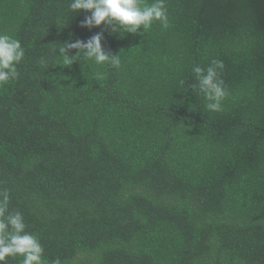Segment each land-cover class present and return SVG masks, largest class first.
Masks as SVG:
<instances>
[{
    "label": "trees",
    "instance_id": "obj_1",
    "mask_svg": "<svg viewBox=\"0 0 264 264\" xmlns=\"http://www.w3.org/2000/svg\"><path fill=\"white\" fill-rule=\"evenodd\" d=\"M69 2L0 0L25 48L0 87V188L45 264H264V0H166L167 29L104 32L119 69L63 64L59 44L103 30ZM213 59L219 112L188 88Z\"/></svg>",
    "mask_w": 264,
    "mask_h": 264
},
{
    "label": "clouds",
    "instance_id": "obj_2",
    "mask_svg": "<svg viewBox=\"0 0 264 264\" xmlns=\"http://www.w3.org/2000/svg\"><path fill=\"white\" fill-rule=\"evenodd\" d=\"M70 15L83 11L88 13L80 21V27L91 30L103 26V30L88 39L69 38L59 44V55L63 64L71 66L74 61L92 62L97 66H110L119 69L121 56L104 46L106 37L119 33L143 36L155 23L167 29L169 14L166 0H70ZM71 37V34H70ZM75 50V55L72 51ZM25 59V48L19 39L8 32H0V87L20 77L18 66ZM40 64L47 68L48 63L41 57ZM223 61L213 59L206 66L195 65L192 77L195 83L188 88L197 98L203 97L205 109L210 112L222 110L227 96L223 79ZM181 87L185 81H179ZM10 190L0 188V264H8L9 259L22 258V264H45L44 247L36 234L28 232L22 212L10 210ZM53 264H61L57 258ZM78 264V259H77Z\"/></svg>",
    "mask_w": 264,
    "mask_h": 264
}]
</instances>
